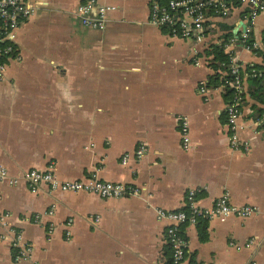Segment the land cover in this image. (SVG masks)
<instances>
[{
  "label": "crops",
  "instance_id": "crops-1",
  "mask_svg": "<svg viewBox=\"0 0 264 264\" xmlns=\"http://www.w3.org/2000/svg\"><path fill=\"white\" fill-rule=\"evenodd\" d=\"M28 1L36 9L19 24L16 58L0 79V167L17 176L52 163L61 180L97 171L100 179L136 189L102 198L44 185L33 192L22 181H3L0 212L8 211L31 243V261L165 264L171 254L164 240L167 223L156 209H182L187 191L200 188L202 207L228 192L232 204L252 205L257 212L184 226L188 251L181 264H264V100L251 94L244 75L238 135L249 149H232L227 99L220 86L208 85L215 72L205 54L226 31L220 27L225 23L236 39L229 50L241 70L264 64L243 40L252 29L263 45L264 12L252 19L246 3L236 5L195 44L151 24V0H102L116 6L103 30L73 17L83 0ZM202 82L210 89L208 99L200 92ZM141 143L144 155L123 163V154ZM13 254L10 242L0 238V264H25Z\"/></svg>",
  "mask_w": 264,
  "mask_h": 264
},
{
  "label": "built area",
  "instance_id": "built-area-1",
  "mask_svg": "<svg viewBox=\"0 0 264 264\" xmlns=\"http://www.w3.org/2000/svg\"><path fill=\"white\" fill-rule=\"evenodd\" d=\"M102 0H83L79 2L72 15L82 25L103 30L107 13L115 10L116 6L101 2ZM246 3L250 10L249 15L253 19L264 12V0H151L149 6V21L158 28L165 29L172 37L187 39L195 44L202 43L208 35V31L215 19L227 17L235 6ZM36 4L28 0H0V79L5 76L7 62L10 58H16V30L19 24L28 19L35 11ZM246 39L244 35L243 40ZM235 38H230L223 43L225 51L229 54V67L232 78L221 84V89L229 87L232 94L226 102L224 113L229 130V144L234 150L248 151L249 143L242 142L238 135L239 118L244 99V78L241 76V66L230 46L235 43ZM248 48H259L258 43ZM6 58V59H5ZM198 63V61H196ZM255 75V73H254ZM200 92L209 98V87L205 82L200 83ZM181 134L183 147H189L188 127L186 120L182 121ZM145 145L140 144L132 152H126L122 156V162L126 163L131 156L139 159L145 153ZM8 181L10 185H17L21 181L33 192L38 191L43 185L52 191L89 192L102 198H121L136 193V189L121 182H111L100 179L97 171L92 172L84 179L61 180L54 171L51 163L45 170L28 169L17 176H10L9 171L0 167V194L1 184ZM201 193L200 188H190L185 197V207L177 210L156 209V216L166 221L164 240L171 249L172 264H181L188 251V241L184 235L183 227L197 224L201 220H224L228 216L250 217L257 212L252 205H234L230 202L229 193L225 192L216 198L210 207H202L198 204L197 197ZM53 209L47 214H53ZM40 215H36L37 220ZM8 211L0 212V238L8 240L14 249L13 260L17 263L34 264L31 261L33 247L24 238L23 231L17 228L11 221ZM71 219L67 224H70ZM252 243V240L250 241ZM232 247L240 250L241 244L230 243Z\"/></svg>",
  "mask_w": 264,
  "mask_h": 264
},
{
  "label": "trees",
  "instance_id": "trees-1",
  "mask_svg": "<svg viewBox=\"0 0 264 264\" xmlns=\"http://www.w3.org/2000/svg\"><path fill=\"white\" fill-rule=\"evenodd\" d=\"M161 1L166 2L167 0H161ZM236 5H240V4L235 3V6ZM249 10L250 8L248 6V12ZM220 27L221 29L226 30V31L220 35L219 41L217 43H212L211 45L208 46L207 49H205V54L210 57V59L208 60L209 65L212 67V69L215 72L210 76L208 80V85L211 87L220 86L221 84L225 83L226 80H230L232 78L230 67H229V62H230L229 54L225 51V47L223 46V43L226 42L228 39L235 38V37H234V34L230 26H228L225 23H220ZM244 42H245V45H248V46H252V44L255 42L254 33L252 29L248 31V35L246 39L244 40ZM262 43L263 45L261 47L253 49V51L261 55L264 60V32L262 35ZM244 75H246V79L249 81L250 88H251L250 89L251 94L256 99H259L261 101L264 100V64L248 65L246 69L241 70V76L244 77ZM223 91L228 101L229 98L231 97L232 89L229 87H226L224 88ZM205 238H206V235L202 234L201 239L204 240ZM169 249H170V246H169ZM170 252H171V249H170ZM165 264H172L171 254L169 258L167 259V261L165 262Z\"/></svg>",
  "mask_w": 264,
  "mask_h": 264
},
{
  "label": "water",
  "instance_id": "water-1",
  "mask_svg": "<svg viewBox=\"0 0 264 264\" xmlns=\"http://www.w3.org/2000/svg\"><path fill=\"white\" fill-rule=\"evenodd\" d=\"M238 30V28L236 30H234V32H236ZM241 30L243 32H246V24L245 23H241Z\"/></svg>",
  "mask_w": 264,
  "mask_h": 264
}]
</instances>
